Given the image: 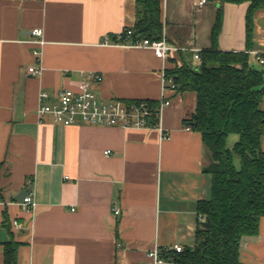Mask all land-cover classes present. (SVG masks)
Here are the masks:
<instances>
[{
  "label": "crops",
  "instance_id": "crops-1",
  "mask_svg": "<svg viewBox=\"0 0 264 264\" xmlns=\"http://www.w3.org/2000/svg\"><path fill=\"white\" fill-rule=\"evenodd\" d=\"M249 4L161 0L163 35L178 48L162 58L148 46L100 43L134 25L136 0H0V264L11 238L17 264H147L154 246L196 243L197 202L211 196L209 156L190 127L196 93L164 84V72L183 59L200 62L194 49L212 45L220 7L217 47L248 51L264 71L253 53L264 58V8L248 39ZM35 27L44 30L42 46L32 41ZM33 65L42 71L32 73ZM89 72L101 75L93 92L105 101L169 98L161 128L39 116L41 90L54 102L59 88ZM24 188L34 193L32 210L15 198ZM240 260L264 264V216L257 234L241 238Z\"/></svg>",
  "mask_w": 264,
  "mask_h": 264
},
{
  "label": "trees",
  "instance_id": "trees-1",
  "mask_svg": "<svg viewBox=\"0 0 264 264\" xmlns=\"http://www.w3.org/2000/svg\"><path fill=\"white\" fill-rule=\"evenodd\" d=\"M218 1L250 3L246 14L249 39L254 12L264 8V0ZM161 9V0H136L132 39L162 38ZM222 16L220 7L211 30L212 45L202 49L199 63L183 59L165 70L177 90L196 93L198 120L190 127L202 135L209 156L204 171L212 178L211 196L197 202V211L209 219V226H203L201 219L196 243L182 252L160 249L166 261L180 264H247L240 260L241 238L257 234L264 216V71L251 64L248 51L217 47ZM146 100L157 104V100ZM231 133H237L238 139L230 147ZM18 246L14 238L4 242L3 264H17Z\"/></svg>",
  "mask_w": 264,
  "mask_h": 264
},
{
  "label": "built area",
  "instance_id": "built-area-1",
  "mask_svg": "<svg viewBox=\"0 0 264 264\" xmlns=\"http://www.w3.org/2000/svg\"><path fill=\"white\" fill-rule=\"evenodd\" d=\"M209 0H196L198 5H203ZM33 35L32 41L42 46L44 40V30L41 27H35L31 31ZM133 29L128 27L116 36L104 35L100 39L102 44H123L151 47L155 53L162 57L168 58L172 50H177L176 46L169 44L163 35L160 39L151 40L149 38L132 39ZM37 58L40 57L41 50H34ZM256 58L263 63L264 58L257 52L253 51ZM194 56L201 59V49H194ZM29 70L34 74H39L42 67L30 66ZM101 75L89 72L84 75L75 87H61L57 90V98L54 102H47L49 93L45 90L39 92L40 105L38 114L41 118L51 115L53 120L62 124H73L83 121L91 124L113 125L123 128H148L159 127L160 117L166 106L170 104V99L162 97L157 104L152 106L148 100L142 98L138 101H127L121 98H113L105 101L98 98L93 92V82L99 80ZM170 83L171 88L177 89V85L172 77H167L164 72V84ZM164 135H167L164 133ZM110 150H105L108 154ZM22 210H32L36 205L35 196L32 190H29L23 198L18 200ZM118 213L119 209L116 208ZM201 217V216H200ZM202 220L205 218L201 217ZM14 225L19 226L17 219L13 221ZM184 245L174 244L172 247L177 252L184 250ZM149 261L147 264H161L166 261L160 254V248L154 246L148 251ZM172 264H180L170 261Z\"/></svg>",
  "mask_w": 264,
  "mask_h": 264
},
{
  "label": "water",
  "instance_id": "water-1",
  "mask_svg": "<svg viewBox=\"0 0 264 264\" xmlns=\"http://www.w3.org/2000/svg\"><path fill=\"white\" fill-rule=\"evenodd\" d=\"M197 120H198V116L197 114H194V117H193V120L190 122L192 125L196 124L197 123ZM30 190V188H24L22 189L17 195H16V199L17 200H20L21 198L24 197V195ZM202 225L207 227L209 226V219L206 218L205 220H203L202 222ZM187 247L189 248V246L187 245Z\"/></svg>",
  "mask_w": 264,
  "mask_h": 264
},
{
  "label": "rangeland",
  "instance_id": "rangeland-1",
  "mask_svg": "<svg viewBox=\"0 0 264 264\" xmlns=\"http://www.w3.org/2000/svg\"><path fill=\"white\" fill-rule=\"evenodd\" d=\"M237 139H238V134L237 133H231L228 137V145L231 147ZM235 163L237 166H239V158L238 157H235Z\"/></svg>",
  "mask_w": 264,
  "mask_h": 264
}]
</instances>
